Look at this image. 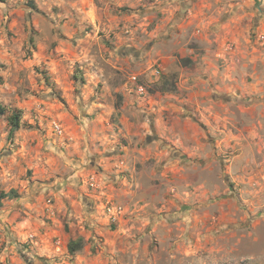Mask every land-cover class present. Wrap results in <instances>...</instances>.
<instances>
[{
    "label": "clouds",
    "instance_id": "1",
    "mask_svg": "<svg viewBox=\"0 0 264 264\" xmlns=\"http://www.w3.org/2000/svg\"><path fill=\"white\" fill-rule=\"evenodd\" d=\"M0 65V264H264V0H0Z\"/></svg>",
    "mask_w": 264,
    "mask_h": 264
},
{
    "label": "rangeland",
    "instance_id": "2",
    "mask_svg": "<svg viewBox=\"0 0 264 264\" xmlns=\"http://www.w3.org/2000/svg\"><path fill=\"white\" fill-rule=\"evenodd\" d=\"M25 21V15H24V12L22 9H19L15 12H13L9 17H8V21H7V25H5V27H8V26H12L13 28H19L23 25ZM12 35V32H9V36ZM0 67H3V65H0ZM31 175V172H29V176ZM52 203H55V201L53 200ZM2 207H3V204H2ZM1 207V208H2ZM43 220V222L49 227V228H52L53 231L55 230V221L45 215L44 217L41 218ZM64 231H67V226L64 225ZM38 259L41 260V264H46V258H40L38 257Z\"/></svg>",
    "mask_w": 264,
    "mask_h": 264
},
{
    "label": "trees",
    "instance_id": "3",
    "mask_svg": "<svg viewBox=\"0 0 264 264\" xmlns=\"http://www.w3.org/2000/svg\"><path fill=\"white\" fill-rule=\"evenodd\" d=\"M4 199V194L3 193H0V200H3ZM2 207V203H0V208Z\"/></svg>",
    "mask_w": 264,
    "mask_h": 264
}]
</instances>
